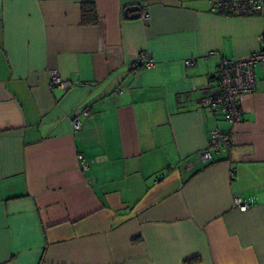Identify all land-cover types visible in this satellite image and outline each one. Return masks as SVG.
<instances>
[{
	"label": "crops",
	"instance_id": "crops-1",
	"mask_svg": "<svg viewBox=\"0 0 264 264\" xmlns=\"http://www.w3.org/2000/svg\"><path fill=\"white\" fill-rule=\"evenodd\" d=\"M263 33L209 0H0V264H264V63L239 122L204 104ZM213 130L232 144L202 161Z\"/></svg>",
	"mask_w": 264,
	"mask_h": 264
},
{
	"label": "built area",
	"instance_id": "built-area-1",
	"mask_svg": "<svg viewBox=\"0 0 264 264\" xmlns=\"http://www.w3.org/2000/svg\"><path fill=\"white\" fill-rule=\"evenodd\" d=\"M210 11L222 12L229 14L251 15L262 14L264 16V0H209ZM144 20L147 19L148 13L145 11L141 15ZM261 48L249 54L245 58L224 57L220 62L211 80L217 87L218 91L214 95L205 97L204 104L206 107L221 114L227 121L236 123L241 120L242 111L240 108V97L244 94L254 91L256 80L254 77V67L257 64L264 63V33L259 36ZM154 64L153 59L146 52H142L133 64V68L140 66L150 67ZM186 64H193L192 59L186 60ZM86 81L63 79L57 70L49 72V87L51 89L67 90L75 86H87ZM121 91H117L118 95ZM81 115L90 117L92 115L89 106L85 105L81 109ZM82 121L80 116L72 118V127L74 131L80 130ZM232 144L230 133H221L219 130H213L207 144L199 150V158L202 161L212 159L214 152H218L223 146ZM81 169H86L92 163L87 160L81 153L77 155ZM162 175L156 177L155 182L160 180ZM234 204L240 211H246L250 204L243 203L239 196L234 197Z\"/></svg>",
	"mask_w": 264,
	"mask_h": 264
},
{
	"label": "trees",
	"instance_id": "trees-1",
	"mask_svg": "<svg viewBox=\"0 0 264 264\" xmlns=\"http://www.w3.org/2000/svg\"><path fill=\"white\" fill-rule=\"evenodd\" d=\"M81 20L83 24H95L97 22L96 12H95V8L93 5L89 3L82 4Z\"/></svg>",
	"mask_w": 264,
	"mask_h": 264
},
{
	"label": "water",
	"instance_id": "water-1",
	"mask_svg": "<svg viewBox=\"0 0 264 264\" xmlns=\"http://www.w3.org/2000/svg\"><path fill=\"white\" fill-rule=\"evenodd\" d=\"M130 13V14H128ZM124 15L127 18H138L140 16V8L137 5L128 6L125 11Z\"/></svg>",
	"mask_w": 264,
	"mask_h": 264
}]
</instances>
